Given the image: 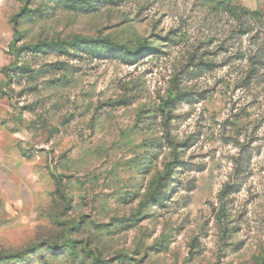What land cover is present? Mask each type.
<instances>
[{
  "label": "rangeland",
  "instance_id": "rangeland-1",
  "mask_svg": "<svg viewBox=\"0 0 264 264\" xmlns=\"http://www.w3.org/2000/svg\"><path fill=\"white\" fill-rule=\"evenodd\" d=\"M221 1L0 0V264H264V0Z\"/></svg>",
  "mask_w": 264,
  "mask_h": 264
},
{
  "label": "crops",
  "instance_id": "crops-1",
  "mask_svg": "<svg viewBox=\"0 0 264 264\" xmlns=\"http://www.w3.org/2000/svg\"><path fill=\"white\" fill-rule=\"evenodd\" d=\"M9 148V150H7ZM11 146H8V137L4 128L0 126V183L9 182L10 172L8 170V161L16 160L17 155L10 150Z\"/></svg>",
  "mask_w": 264,
  "mask_h": 264
},
{
  "label": "trees",
  "instance_id": "trees-1",
  "mask_svg": "<svg viewBox=\"0 0 264 264\" xmlns=\"http://www.w3.org/2000/svg\"><path fill=\"white\" fill-rule=\"evenodd\" d=\"M221 2H222L223 7L228 9V10L237 9L236 6H231V4L228 1L225 2L222 0ZM72 3H73V1H72ZM16 20H17V15H14L13 21L15 22ZM114 49H110L111 50V52L109 51L110 54L117 55L122 60L126 61V63H133L135 54H130V52L125 48H121V50H119L118 48L115 50Z\"/></svg>",
  "mask_w": 264,
  "mask_h": 264
}]
</instances>
